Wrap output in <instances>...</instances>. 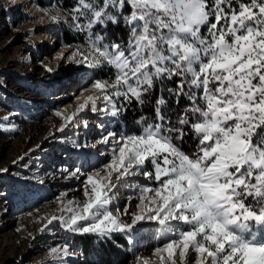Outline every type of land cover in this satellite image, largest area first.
I'll list each match as a JSON object with an SVG mask.
<instances>
[{
    "label": "snow or ice",
    "instance_id": "6c2138e0",
    "mask_svg": "<svg viewBox=\"0 0 264 264\" xmlns=\"http://www.w3.org/2000/svg\"><path fill=\"white\" fill-rule=\"evenodd\" d=\"M51 19L86 36L67 59L107 73L58 131L86 109L119 118L161 88L168 95L138 131L105 130L97 143L108 146V161L69 173L85 176L84 199H61L62 214L48 224L104 239L153 225L155 259L132 264H264V0H72ZM181 99L188 103L173 120L164 106ZM120 188L130 193L123 210L114 203ZM69 248L50 253L59 261L75 255Z\"/></svg>",
    "mask_w": 264,
    "mask_h": 264
},
{
    "label": "rangeland",
    "instance_id": "374dc122",
    "mask_svg": "<svg viewBox=\"0 0 264 264\" xmlns=\"http://www.w3.org/2000/svg\"><path fill=\"white\" fill-rule=\"evenodd\" d=\"M66 11L55 0H0V170L6 169L0 171V264H105L85 257L74 242L77 234L66 232L58 221L48 224L53 215L62 214L61 199H84L85 176L69 178V173L100 168L109 159V149L97 141L105 130L123 132L116 127L119 118L102 117L88 109L63 132L57 130L65 123L63 117L76 111L80 95L91 94L83 90L95 78L107 75L67 59L86 36L64 42L63 30L69 28L51 16H63ZM46 35L52 44L42 43ZM57 111L62 116L57 117ZM12 126L17 131L4 130ZM133 179L146 182L142 177ZM129 194L124 188L117 191L114 203L121 210ZM135 203L131 202L130 211ZM46 224L45 231H40ZM125 238L131 253L125 264H132L136 256L155 259L153 225ZM64 244L75 255L58 261L50 249Z\"/></svg>",
    "mask_w": 264,
    "mask_h": 264
},
{
    "label": "trees",
    "instance_id": "16d2710c",
    "mask_svg": "<svg viewBox=\"0 0 264 264\" xmlns=\"http://www.w3.org/2000/svg\"><path fill=\"white\" fill-rule=\"evenodd\" d=\"M55 2L59 6L67 9L72 0H55ZM118 33L124 37L127 36L126 31L122 28L109 29V34L113 37ZM81 36L82 34H77L75 31L68 29L63 30L64 42L67 44L80 40L82 38ZM168 86L175 87V84L169 82ZM158 95L167 97V89L161 88L158 94L154 95L143 107H139L134 103L121 117H119L116 122V127L122 128L123 132H133L138 131L141 127V124H138L137 121H141L142 117L151 122L154 119V106ZM187 103L186 99H181L180 104L175 105L172 100H168V105L164 107L165 110L168 111L169 116L175 120V113L181 111ZM194 147L195 144L190 139L184 144V150L188 152H191ZM74 242L80 244L85 257L88 259L94 257L105 264H125L131 257L129 242L120 234H115L110 239H101L94 235H76L74 237ZM91 264H93V262H91Z\"/></svg>",
    "mask_w": 264,
    "mask_h": 264
},
{
    "label": "bare ground",
    "instance_id": "6f19581e",
    "mask_svg": "<svg viewBox=\"0 0 264 264\" xmlns=\"http://www.w3.org/2000/svg\"><path fill=\"white\" fill-rule=\"evenodd\" d=\"M42 43H45V44L49 43V44H52L53 41L51 40V37H50L49 35H46V37H43V39H42ZM36 47L38 48L39 45H38V46L36 45ZM87 95H88L87 93H84V94L80 95V103L83 102L84 98H85ZM80 103H79V104H80ZM104 119H105V118H104ZM106 120H107V119H106ZM99 124H100V126H101L102 122L100 121ZM87 128H88V127H87ZM87 128H86V129H87Z\"/></svg>",
    "mask_w": 264,
    "mask_h": 264
}]
</instances>
